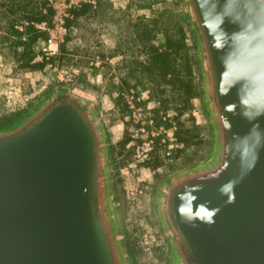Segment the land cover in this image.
Wrapping results in <instances>:
<instances>
[{
    "label": "water",
    "instance_id": "1",
    "mask_svg": "<svg viewBox=\"0 0 264 264\" xmlns=\"http://www.w3.org/2000/svg\"><path fill=\"white\" fill-rule=\"evenodd\" d=\"M185 3L215 140L159 194L171 264H264V0ZM68 96L0 128V264H129L102 125Z\"/></svg>",
    "mask_w": 264,
    "mask_h": 264
},
{
    "label": "rangeland",
    "instance_id": "2",
    "mask_svg": "<svg viewBox=\"0 0 264 264\" xmlns=\"http://www.w3.org/2000/svg\"><path fill=\"white\" fill-rule=\"evenodd\" d=\"M59 1L0 0V106L11 111L0 115V128L50 96L88 101L110 150L129 264H171L159 194L170 179L208 162L215 140L185 0H97L69 9L53 73L35 60L49 37L41 26L52 25ZM155 54L165 56L152 65ZM140 146L148 156L138 157Z\"/></svg>",
    "mask_w": 264,
    "mask_h": 264
},
{
    "label": "built area",
    "instance_id": "3",
    "mask_svg": "<svg viewBox=\"0 0 264 264\" xmlns=\"http://www.w3.org/2000/svg\"><path fill=\"white\" fill-rule=\"evenodd\" d=\"M96 1L97 0H60L59 3L61 4V8L58 9L57 15L53 19L52 25L48 26L47 23H43L41 26L42 30L48 32L49 37L42 45V47L38 49V55L35 62L48 64L49 69L53 73H56L58 69L51 63V61L55 59L59 54V46L64 42V38L68 32V29L65 25V17L67 16V11L83 3H90L95 5ZM55 8L57 9L58 7L56 6ZM130 104L131 107H134L132 102H130ZM148 145L149 144H146L145 146L148 147ZM145 146H140L136 149L138 157L143 155L148 156V149Z\"/></svg>",
    "mask_w": 264,
    "mask_h": 264
},
{
    "label": "trees",
    "instance_id": "4",
    "mask_svg": "<svg viewBox=\"0 0 264 264\" xmlns=\"http://www.w3.org/2000/svg\"><path fill=\"white\" fill-rule=\"evenodd\" d=\"M168 55V54H167ZM165 56V55H159V54H155V56L153 57V63L152 65H155V64H159V61L161 60V58ZM190 92H192V88L190 90ZM192 95V94H190ZM10 109L8 107H3V106H0V115H4V114H8L10 113ZM126 143V142H125Z\"/></svg>",
    "mask_w": 264,
    "mask_h": 264
},
{
    "label": "flooded vegetation",
    "instance_id": "5",
    "mask_svg": "<svg viewBox=\"0 0 264 264\" xmlns=\"http://www.w3.org/2000/svg\"><path fill=\"white\" fill-rule=\"evenodd\" d=\"M67 102H71V103H74V101H71L69 96L64 94V95H57L55 97V103L56 105H60V104H64V103H67Z\"/></svg>",
    "mask_w": 264,
    "mask_h": 264
}]
</instances>
